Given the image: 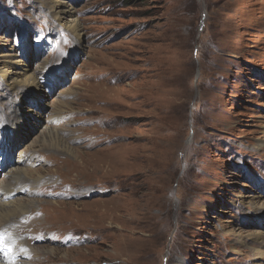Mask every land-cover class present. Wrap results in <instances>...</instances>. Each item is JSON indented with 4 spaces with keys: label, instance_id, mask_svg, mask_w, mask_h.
I'll return each instance as SVG.
<instances>
[{
    "label": "rangeland",
    "instance_id": "1",
    "mask_svg": "<svg viewBox=\"0 0 264 264\" xmlns=\"http://www.w3.org/2000/svg\"><path fill=\"white\" fill-rule=\"evenodd\" d=\"M54 1L74 9L81 39ZM9 52L43 89L0 73V120L27 126L12 153L0 135V194L12 168L42 174L6 197L33 200L9 228L31 248L22 261L264 264V0H0L1 70ZM47 127L81 167L37 146Z\"/></svg>",
    "mask_w": 264,
    "mask_h": 264
},
{
    "label": "bare ground",
    "instance_id": "2",
    "mask_svg": "<svg viewBox=\"0 0 264 264\" xmlns=\"http://www.w3.org/2000/svg\"><path fill=\"white\" fill-rule=\"evenodd\" d=\"M42 4H44V2H42ZM73 10H74L73 8H71L67 5L65 6L64 4L60 3L59 1H56V2L54 1V3H52V7L50 9V12H51L52 16L58 22H60V24L66 26L69 29L71 34H73L77 39H81V29H82L81 24L78 21V19L75 17ZM6 55H7V58H5L6 59L5 62L7 64H10L11 67L9 68L10 70L6 69L7 66H9L6 64L5 68H3L2 70L0 69L1 70L0 73H1V77L3 79V82L8 84L11 88H13V86H16V84L19 82L22 84V92H23V90L28 88L27 89L28 91L25 90L28 94L32 95L31 93H33V94H36L38 96L39 95L41 96V94L43 92L41 79H39L38 76H36L33 73V71L26 69L24 67L20 68L18 63L21 60L13 61V58H12L13 53L12 52L7 53ZM42 68L45 69V71H48L50 69V66L48 63L45 62L42 65ZM63 73L65 75H67L65 67H64ZM23 97H24V95H23ZM21 100H22V98H21ZM29 108L30 109H26L25 106H23V104H20L18 106L17 110L18 109L23 110L21 113V116L23 114L24 118L25 117L27 118L30 115H32V118H33V115H36V112H34V113L32 112L33 107H29ZM39 113H41V112H39ZM21 118L18 119V121H15V123L10 125L9 127L5 126L4 122H2V120H0V135L2 136L4 134V132H6L7 136L2 137V139L5 142L9 143V145H7V147H4L5 148L4 152L9 150L12 153L13 148L15 147V142L13 143V137H14V135L16 137L17 136L20 137L21 128H23L24 123H25V122H22ZM24 127H27V126H24ZM4 128H6V131H4ZM39 139H41V140L39 141V144L37 145L38 147H45V146H47L48 142H51L52 145L55 146L56 149L60 150L64 154H71V155L75 156L72 158H65L63 161V164H74V163L78 164L77 161L79 159H78L77 153L81 154L83 152L80 153L79 149L77 150V148L68 145L66 143V140H64V138L55 129H52L50 127L45 128L44 132L41 133ZM87 146H89V145H87ZM20 152L22 153V154H20V158L21 157L24 158L25 155H27L26 151H20ZM20 158H19V160H20ZM73 158H75V160H73ZM1 161L2 160L0 158V163H1ZM24 161H25V159H24ZM25 162H27V160ZM81 165H83V164L81 162H79V164L77 165V168L81 167ZM11 178H14L15 182L12 185L6 184L7 186L5 185V186L1 187L2 190L5 192L2 193V195L0 194L2 198L5 197L4 198L5 201H4V199H0V255H1L0 264H26L25 260L22 261V259L27 258L28 257L27 255H31V251H30L31 248L27 249L25 247V244H23V243H22V245L12 246L13 240H16L17 238H19V237H17L18 233H16V232L18 231V229L20 227H16L15 234L13 233L12 230H10V232H9V228L13 229L12 223H14L16 219L24 220L27 218L25 216V214H26V212H29L27 210L29 207L32 206L33 200H28V199L25 200V199H19V198L17 199L15 197L13 200L8 201V200H6V197L11 199L12 198L11 195L15 196V194L17 192L15 190H16L18 184H20L19 183L20 180L31 179L32 184H33L34 182H38L39 179L42 178V174H40V171L34 170L33 168H31L29 166L28 167L27 166L26 167L19 166V167H15V168L11 169ZM76 182H79V181L76 180ZM23 184H25V185L21 186L20 188L26 189L27 193L28 192L32 193L33 190L31 189V186H33V185H31V183L30 184L29 183H23ZM26 186H28V187H26ZM254 206L256 209L255 211H257L260 214L261 213L264 214V203H262V204L255 203ZM72 213H70L71 217L74 216V214H72ZM20 216H21V218L19 219ZM50 216L53 218L58 217L62 220L65 219V214H60L59 212H56L55 210L51 212ZM26 231L28 232V240L27 241L30 242L29 241L30 235H32L34 237V235H33L34 232L29 233L28 230H26ZM19 232H21V231H19ZM258 235H259V233L253 234L251 237L252 240H258V238H259ZM260 239H262V238H260ZM1 250L4 253H2ZM36 250H37V248L33 249L34 252L38 253L37 251H39V250H37V251ZM50 250L52 252L55 251V249H53V248ZM50 250H49V252H51ZM42 253H44V252H42ZM67 253H70V251H67ZM260 255H262V254L260 253ZM181 264H183V263H181Z\"/></svg>",
    "mask_w": 264,
    "mask_h": 264
}]
</instances>
